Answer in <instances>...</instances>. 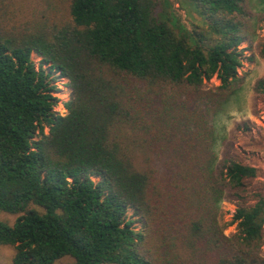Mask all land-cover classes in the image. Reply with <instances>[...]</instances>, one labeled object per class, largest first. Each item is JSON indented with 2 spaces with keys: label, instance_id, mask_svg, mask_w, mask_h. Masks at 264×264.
<instances>
[{
  "label": "trees",
  "instance_id": "obj_1",
  "mask_svg": "<svg viewBox=\"0 0 264 264\" xmlns=\"http://www.w3.org/2000/svg\"><path fill=\"white\" fill-rule=\"evenodd\" d=\"M179 3L189 27L172 0H0V245L13 264H264V128L215 125L264 0ZM256 47L264 60V36ZM54 72L68 79L60 114ZM250 109L264 112V73Z\"/></svg>",
  "mask_w": 264,
  "mask_h": 264
},
{
  "label": "rangeland",
  "instance_id": "obj_2",
  "mask_svg": "<svg viewBox=\"0 0 264 264\" xmlns=\"http://www.w3.org/2000/svg\"><path fill=\"white\" fill-rule=\"evenodd\" d=\"M175 2V10L179 18L182 20L186 26L189 27L190 23H194V16L188 11L187 8L181 7L179 3L180 0H172ZM264 36V25L261 30L258 31V37L251 43L248 41H243L239 45V48L243 50V57L241 66L238 68L237 72L241 76H244V83L238 89V91L230 98L228 103H226L222 111L216 117L215 125L216 130L220 135H223L232 125V122L236 119H240L244 116H248L250 119L254 120L258 125L264 128V112L261 111L259 115H252L250 104H251V85L253 81L264 73V60L259 56L257 51V43L262 40ZM31 58L34 61L36 67L43 66L47 69L46 65L40 63V57L32 53ZM55 75V83L57 85L58 91L55 95L58 97V104L55 107L56 111L63 113L64 111L60 107L61 103L66 102L69 99V89L67 87L68 79L66 77L60 76L58 73H52ZM218 80L213 77L209 81L205 82L206 87H213L218 84ZM60 114V113H59ZM94 181H98L99 177L93 176ZM234 213V204L223 201L220 206V220L222 223H227L225 233L229 234L234 231V224H231V217ZM128 216H132V210L129 209L127 212ZM135 229L140 230L141 224L139 222L134 223ZM264 252V243L262 246ZM13 250L10 246L0 245V264H13L12 263ZM73 258L62 257L57 259L54 264H72Z\"/></svg>",
  "mask_w": 264,
  "mask_h": 264
},
{
  "label": "built area",
  "instance_id": "obj_3",
  "mask_svg": "<svg viewBox=\"0 0 264 264\" xmlns=\"http://www.w3.org/2000/svg\"><path fill=\"white\" fill-rule=\"evenodd\" d=\"M64 103H65V102H64ZM64 103H61V104H60V107L62 108L63 111H65ZM59 113H61V112H59Z\"/></svg>",
  "mask_w": 264,
  "mask_h": 264
}]
</instances>
